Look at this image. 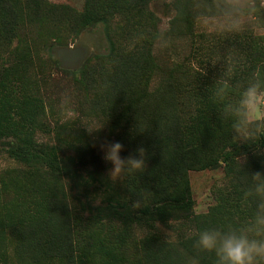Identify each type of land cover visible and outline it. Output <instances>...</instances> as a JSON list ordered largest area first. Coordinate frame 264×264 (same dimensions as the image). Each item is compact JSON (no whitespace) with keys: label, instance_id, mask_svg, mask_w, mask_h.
Masks as SVG:
<instances>
[{"label":"rangeland","instance_id":"rangeland-1","mask_svg":"<svg viewBox=\"0 0 264 264\" xmlns=\"http://www.w3.org/2000/svg\"><path fill=\"white\" fill-rule=\"evenodd\" d=\"M47 1L56 7L53 16L39 20L24 16L11 44L0 40V71L6 73L18 102L30 96V107H43L45 115L36 118L44 127L36 128L33 138L57 147L63 156L75 158L86 195L82 187L77 191L73 184L50 176L35 181L33 192H27L22 186L32 169L0 151V264H60L41 253L49 234L41 224L47 218L58 223V228L72 223L76 232L72 236L76 249L73 256H81L84 261L76 264H215L195 247V241L186 240L211 228L215 215L240 223L251 216L245 210L250 206L253 212L255 204L246 201L244 193L250 174L264 171V149L237 156L234 175L228 176L223 161L214 169L188 171L185 175L193 204L181 218L175 215L165 224L151 226L95 224L83 206L88 202L100 204L108 196L122 198L126 190L124 175L116 180L108 175L111 166L103 159L101 145L125 141L127 135L122 130L116 131V137L111 135L112 120L97 116L93 108L113 101L116 104L115 100L122 98V94L114 97L113 92L106 98L110 88L120 91L143 87L138 77L124 79L140 71L143 76L148 73V92H154L171 75L178 77L191 89L172 86L164 90V98L170 101L167 97L181 90L178 102L196 107L192 85H197L198 76L207 74V63L235 66L238 45L244 43L245 35L264 43V0H195L194 9L188 8L189 23L176 21L179 14L188 12L184 0H151L143 6L146 13L131 9L130 15L114 14L105 21L82 24L78 18L85 0ZM84 68L89 71L80 85L76 80L81 78L73 79L70 73ZM151 106L149 99L144 107ZM173 112L171 120L177 123L183 111L173 108ZM7 114L18 119L12 111L7 110ZM184 121L190 122L187 115ZM135 174L142 176V172ZM37 175L43 177L41 172ZM46 189V194L54 196L44 197ZM31 236L36 237V245L30 255L23 251V241ZM151 238L167 244L170 256L149 257L142 242Z\"/></svg>","mask_w":264,"mask_h":264},{"label":"trees","instance_id":"trees-1","mask_svg":"<svg viewBox=\"0 0 264 264\" xmlns=\"http://www.w3.org/2000/svg\"><path fill=\"white\" fill-rule=\"evenodd\" d=\"M149 1L151 0H85L78 21L81 24L98 19L105 21L107 16L112 17L114 14L130 15L131 9H136L138 14H142L145 12L143 6ZM195 6V0H184V8L188 12L179 14L176 21L189 23L188 8L194 9ZM55 9L56 7L47 0H0L1 43L9 45L17 37L24 16L27 19L39 20L44 16H53ZM243 37L244 43L238 45L240 54L235 66L224 64L220 67L207 63L205 68L207 74L196 78L197 85H192L196 94V107L194 104L189 106L180 103L181 101L178 102L181 90H178V95L172 94V97H167L170 101L164 98L166 88L183 87L187 91L191 89L190 85L187 89L183 83H180L178 77L171 75L172 77L158 85L154 92H148L145 91L149 83L148 73H144L143 76L142 71L133 72L124 79L138 77L143 87L132 86L131 89L120 91H116L114 87L110 88L113 91L107 90L106 98L111 92L114 97L122 94L120 96L122 98L116 99V104H113V101L110 104L95 105L93 111L97 116L112 120L111 135L116 137V131L119 130L127 135L125 141L120 142L124 145L122 156L135 155L138 148L145 150V168L144 172L140 171L142 176L136 174L123 176L126 181L124 197L108 196L100 204L88 202L86 206L82 205L83 211L95 224L117 222L127 227L138 224L151 226L155 223L165 224L175 215H178L177 219L181 218L183 214L187 215L190 212L193 204L190 184L185 175L188 171L214 169L219 166L220 161H223L228 176L234 175L237 156L250 155L253 151L264 149V141L258 146L234 144L232 133L218 119V106L212 99L213 87L218 80L227 79L226 73L230 68L231 79L228 82L233 91L244 85L257 70L264 75V43L254 40L249 35ZM196 55L195 51L193 56ZM48 57L50 60L53 59L51 54ZM88 71V68H84L77 73L71 72L70 75L73 79L81 78L76 82L82 85L81 80ZM181 76L184 77L183 72ZM31 98L26 96L18 102L13 95L6 73L3 69L0 71V151L4 150L15 162L32 169L25 177L26 183L22 186L27 192H33V187H36L35 181L44 180L47 176L73 184L78 191L83 186L81 183L83 179L79 176L75 158L63 156L57 147L34 140L35 129L44 127L36 115L45 114L40 104L29 106L33 104ZM149 99L152 106L145 108L144 105ZM4 107H7L6 110ZM173 108L183 111L177 123L171 120ZM7 110L12 111L18 119L14 120L15 117L8 115ZM186 115L190 122L184 121ZM37 172H41L43 177L38 176ZM46 192L47 189L43 193L44 197L54 196ZM82 193L86 195L83 187ZM76 200L80 202L78 198ZM145 201L149 202L145 203ZM252 210L250 206L246 207V215L250 216ZM7 213L11 217L14 215ZM68 218L67 215L66 219ZM212 218L211 227L228 223L241 224L232 217L224 219V216H221L219 219L215 215ZM41 226L49 232L45 240V248L41 250L45 259H55L60 264H76L83 261L81 256L77 258L73 256L76 249L72 236H75L76 232H73L72 223H63L62 228H58V223L47 218ZM35 238L31 236L29 240L23 241V251L30 255L35 252ZM195 239L196 236H192L186 241L192 242ZM184 243L182 242L183 247H185ZM142 246L148 249L149 257L164 259L170 256L168 245L155 238L142 242ZM207 254L212 261H215L214 254Z\"/></svg>","mask_w":264,"mask_h":264},{"label":"clouds","instance_id":"clouds-1","mask_svg":"<svg viewBox=\"0 0 264 264\" xmlns=\"http://www.w3.org/2000/svg\"><path fill=\"white\" fill-rule=\"evenodd\" d=\"M237 7L236 5H231ZM227 79H220L212 89L218 106V119L232 133L234 144L259 145L264 141V75L259 70L240 88L233 91ZM104 161L111 167L108 175L116 180L145 168V150L122 156L124 145L109 142L101 145ZM245 200L255 204L251 216L243 223L206 228L198 232L195 247L212 253L215 264H264V171L255 170L244 193Z\"/></svg>","mask_w":264,"mask_h":264}]
</instances>
